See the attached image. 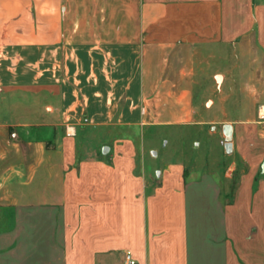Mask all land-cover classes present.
Returning <instances> with one entry per match:
<instances>
[{
  "label": "crops",
  "instance_id": "crops-1",
  "mask_svg": "<svg viewBox=\"0 0 264 264\" xmlns=\"http://www.w3.org/2000/svg\"><path fill=\"white\" fill-rule=\"evenodd\" d=\"M200 66L211 113H255L215 121L225 179L145 162L144 129L208 122ZM263 164L264 0H0V264H264Z\"/></svg>",
  "mask_w": 264,
  "mask_h": 264
},
{
  "label": "rangeland",
  "instance_id": "rangeland-1",
  "mask_svg": "<svg viewBox=\"0 0 264 264\" xmlns=\"http://www.w3.org/2000/svg\"><path fill=\"white\" fill-rule=\"evenodd\" d=\"M213 75L208 76V73L201 69V66L194 71L193 75L196 116L208 122L161 127L155 131L144 129L142 141L145 150V162L156 173L164 163L172 160H182L189 167H210L219 173L221 179H225L226 173H231L233 152L228 153L226 151L225 140L218 136L215 121L229 118H247L254 116L255 113H242L243 109L240 107L242 102L229 103L228 110L231 113H211L214 99L217 97L218 82L219 84L222 82V74L217 72L215 78ZM218 76L221 78L219 79ZM244 105L249 106L250 104ZM8 114L9 117L14 115ZM85 119L86 113L77 125L79 144L82 143V136H86L85 133L81 132V128L86 126ZM153 152H156V155Z\"/></svg>",
  "mask_w": 264,
  "mask_h": 264
},
{
  "label": "water",
  "instance_id": "water-1",
  "mask_svg": "<svg viewBox=\"0 0 264 264\" xmlns=\"http://www.w3.org/2000/svg\"><path fill=\"white\" fill-rule=\"evenodd\" d=\"M223 132H224V134L227 137V142L225 143L226 151L228 153H231L232 152V149H233V145H232V142L230 140V138L232 137V134H233V127H232V125L229 124V123L224 124V126H223ZM107 148H108L107 146L104 147L103 148V152H105ZM153 154L156 155V152H153ZM263 169H264V164H263Z\"/></svg>",
  "mask_w": 264,
  "mask_h": 264
},
{
  "label": "built area",
  "instance_id": "built-area-1",
  "mask_svg": "<svg viewBox=\"0 0 264 264\" xmlns=\"http://www.w3.org/2000/svg\"><path fill=\"white\" fill-rule=\"evenodd\" d=\"M122 264H138V261L133 257L130 251H127Z\"/></svg>",
  "mask_w": 264,
  "mask_h": 264
}]
</instances>
